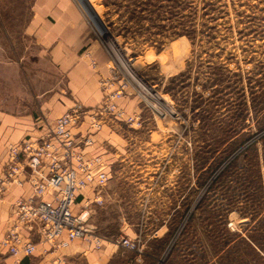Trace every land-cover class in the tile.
Returning <instances> with one entry per match:
<instances>
[{
  "label": "rangeland",
  "instance_id": "374dc122",
  "mask_svg": "<svg viewBox=\"0 0 264 264\" xmlns=\"http://www.w3.org/2000/svg\"><path fill=\"white\" fill-rule=\"evenodd\" d=\"M89 1L104 33L75 0L94 39L152 97L123 99L134 121L106 118L96 135L110 179L79 208L103 245L75 243L118 249L117 264H264V0ZM30 4L0 0V106L41 105L55 79L25 34ZM68 249L27 264H89ZM0 264L18 263L0 249Z\"/></svg>",
  "mask_w": 264,
  "mask_h": 264
},
{
  "label": "built area",
  "instance_id": "2783aa9c",
  "mask_svg": "<svg viewBox=\"0 0 264 264\" xmlns=\"http://www.w3.org/2000/svg\"><path fill=\"white\" fill-rule=\"evenodd\" d=\"M106 47V46H105ZM110 56L109 75L99 80L104 97L100 105L90 110L78 103L56 120L47 134L10 144L7 161L0 176V200L13 186L31 189L29 196H19L13 203L8 229L0 241L4 254L16 259L36 256L39 246L42 253L68 248L75 241H86L100 248L103 241L94 236L90 224V212L83 201V192L90 186L104 187L110 177L100 157L89 158L84 149L94 146L93 135L99 132L105 119L133 122L120 102L132 95L150 96L143 87V79L134 71L131 60L119 56L108 44ZM91 59V65L97 66ZM145 85V84H144ZM87 118L91 125L85 134L75 135ZM51 196V201L47 198ZM120 247L138 250L137 244L128 238L117 242Z\"/></svg>",
  "mask_w": 264,
  "mask_h": 264
},
{
  "label": "crops",
  "instance_id": "0c3cea01",
  "mask_svg": "<svg viewBox=\"0 0 264 264\" xmlns=\"http://www.w3.org/2000/svg\"><path fill=\"white\" fill-rule=\"evenodd\" d=\"M25 34L37 47L39 61L49 67L55 79L50 88L43 87L41 105H29L23 99L22 105L12 103L0 106V176L4 172L10 144L23 139L34 140L47 134L56 120L75 104L80 103L90 110L97 108L104 97L99 80L109 75L110 56L102 44L94 39L93 29L75 0H31ZM86 57L95 60L97 66L93 67ZM64 78L66 85H63ZM43 80L47 81V77ZM120 105L125 107V102L121 101ZM88 129L82 125L75 128L73 133L85 134ZM97 134L93 135L94 146L84 149L89 158L100 157L92 150L95 149ZM98 169L106 171L105 166ZM30 194L28 185L13 186L12 191L0 201V241L8 229L16 198ZM52 195L50 192L47 201H51ZM75 242L65 253L67 257L84 256L89 264L118 262V249L104 245L102 252L90 253L85 252L89 246ZM43 247L39 246L36 256L41 254ZM23 261L28 263V259H23L20 264Z\"/></svg>",
  "mask_w": 264,
  "mask_h": 264
},
{
  "label": "water",
  "instance_id": "95a60500",
  "mask_svg": "<svg viewBox=\"0 0 264 264\" xmlns=\"http://www.w3.org/2000/svg\"><path fill=\"white\" fill-rule=\"evenodd\" d=\"M82 7V9L86 12L88 17L90 18L91 22L94 26L99 30L100 33L105 31V26L101 21L100 17L98 16L97 12L89 2V0H77Z\"/></svg>",
  "mask_w": 264,
  "mask_h": 264
},
{
  "label": "trees",
  "instance_id": "16d2710c",
  "mask_svg": "<svg viewBox=\"0 0 264 264\" xmlns=\"http://www.w3.org/2000/svg\"><path fill=\"white\" fill-rule=\"evenodd\" d=\"M23 264H26V262H25V261H23Z\"/></svg>",
  "mask_w": 264,
  "mask_h": 264
},
{
  "label": "bare ground",
  "instance_id": "6f19581e",
  "mask_svg": "<svg viewBox=\"0 0 264 264\" xmlns=\"http://www.w3.org/2000/svg\"><path fill=\"white\" fill-rule=\"evenodd\" d=\"M90 2V1H89ZM92 5V4H91ZM94 8V7H93ZM95 9V8H94ZM104 33V32H103ZM155 107V106H154Z\"/></svg>",
  "mask_w": 264,
  "mask_h": 264
}]
</instances>
